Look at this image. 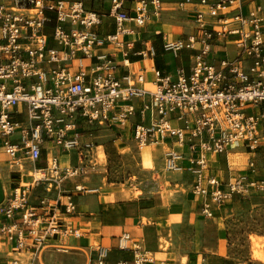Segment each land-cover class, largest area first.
<instances>
[{"label": "built area", "instance_id": "built-area-1", "mask_svg": "<svg viewBox=\"0 0 264 264\" xmlns=\"http://www.w3.org/2000/svg\"><path fill=\"white\" fill-rule=\"evenodd\" d=\"M105 2L104 13L93 9ZM263 2L0 0V148L11 159L20 156L32 163L51 148L74 152L75 166L60 168L53 155L44 169L34 170V185L50 188L89 172L96 128L121 134L130 127L138 150L168 139L186 149L170 148L164 168L193 177L191 192L202 200L199 214L204 218L213 217L212 206L224 208L238 197L264 191V183L253 179L254 162L224 183L210 173L208 160L232 149L256 153L264 144ZM168 3L187 8L194 17L193 34L163 44L173 57L194 51L189 73L179 69L172 76L152 69L149 83L140 72L119 75L115 53L127 57L125 50L133 46L120 41L135 33L127 24L143 28ZM105 16L113 20L114 32L101 35L96 29ZM215 48L224 52L222 58H210ZM148 53L154 55L152 49ZM173 120L182 126L172 125ZM31 189L18 184L0 203V240L11 244V253L29 255L25 260L0 256V264H36L40 245L82 236L70 221L76 212L72 192L64 202L57 195L33 206ZM94 191L74 187L77 193ZM112 251L122 254L115 262L110 261ZM86 264L165 263L124 232L111 245L96 246Z\"/></svg>", "mask_w": 264, "mask_h": 264}, {"label": "crops", "instance_id": "crops-1", "mask_svg": "<svg viewBox=\"0 0 264 264\" xmlns=\"http://www.w3.org/2000/svg\"><path fill=\"white\" fill-rule=\"evenodd\" d=\"M102 5L103 8H101ZM86 6L87 8L91 7V3L86 2ZM108 7V2H105L103 4L97 3L93 5V9L103 10V13ZM186 9L176 8L172 3H168L163 6L160 17L151 19L143 28H135L132 24H127V27L135 30V33L133 35L121 36L120 41L123 44L133 43V46L130 49L125 50L128 54L127 57L123 56V51L115 53V62L117 65H119L118 74L124 76L126 75V73L135 74L137 72H140L144 75V78H146L147 83H149L152 79V69L159 70L162 73L171 74L172 76H175L176 71L179 69H183L185 73H189L191 56L194 54V51H182L177 57H173L170 53H167L163 47L164 42L167 40L182 39L194 33V17ZM175 20L179 21L180 24ZM171 21L175 22L173 23V25H176L177 23L175 28L173 27V25L169 24ZM96 31L101 35L113 33V20L105 16L103 18L101 26H99ZM147 32L150 33L148 38H143V35ZM126 38L129 39L124 41V39ZM150 49H152L154 52L153 56H150L148 53ZM226 51L228 55H233L232 47L227 48ZM104 52H112V50L107 49ZM214 52L215 54L213 55L215 56H211L210 54V58L217 57L218 59H220L224 56V52L219 48H215ZM145 87L148 88L149 86L145 85ZM176 116L177 114H174L173 119ZM172 125L176 127L182 126L181 122L177 120H173ZM261 128L264 130V123L262 124ZM111 131H113L114 139L116 141H119L120 144L126 146L128 142H133L130 127L123 131L121 134L114 130ZM262 139L264 141V138ZM94 140L95 136L93 138V143H96ZM85 141L87 140L85 139ZM158 146H167L169 149L173 147L174 150L178 152L186 151L185 148H178L175 144H173V140L169 139L162 144H159ZM134 147H136L135 144ZM122 149L125 150L126 148L123 147ZM239 150H242V154L249 156L248 161H252L255 163V154L258 156L264 155V144L258 151H256V153H251L242 148H239ZM229 154L230 152L228 151L219 156L208 157L209 166L211 168L210 173L219 177V179L224 183H227L232 178L239 175V173L236 174V172H238L239 170L236 171L230 165ZM53 155L58 157L60 168L69 167L71 165L75 166L77 164V159L74 152H71L69 155L51 148L46 152H42L41 158L38 162L32 163L28 159L22 158L20 156L18 159H11L0 148V203L4 202L8 197H10L13 188H15L18 184H23L24 182H28L29 180H31L34 175V170L44 169L46 167V160ZM182 165L185 166L186 162H184ZM28 172H31L32 175L27 174ZM180 172L184 173L186 177L182 186L188 188L187 193L184 197L185 202L193 207V212L191 213L192 215H188V218L190 220H194L195 215L201 220H217V214H219L220 219L226 220L230 217V213H236V215H239V217L241 218L242 215H248L249 211L252 212L251 206H247L244 209L242 206L247 205V202L250 199H253V197L255 198V194L250 195L249 199L247 200L242 199L241 201L240 199L236 200V198L230 205L224 208L219 209L215 206H212L211 210L213 212V217H202L199 214L202 200L195 198L191 192L193 177L185 171ZM253 179H255V174L253 176ZM80 183H83V180L68 182L64 181L62 183L63 186L62 184H58L57 186L53 184L55 190L52 191V193H50L52 187L48 188L46 183L32 186L29 201L33 206H36L38 202L43 198L54 199L57 195H59L61 201L64 202L68 193L72 192V200L76 206V212L75 214L70 216V221L72 225L76 229H79L82 233V236L79 239L68 238L63 244L56 241H51L48 243V245L56 243L60 246L75 248L74 250L79 251V253L69 254L72 252L71 251L68 254H63L60 252H56L53 249H47L41 256V262L43 264H62L63 257H80L79 264H86L93 256L96 246L105 245L103 243L104 240H108L109 242V244L105 246L111 245L113 243V240L124 232H128L133 239L140 242L142 247L147 252L151 253L143 244V242L147 240V236L145 235H148V233L154 231L157 240L161 230L159 225H164L167 221L173 220V218L175 217L179 218L180 216L173 215L171 213H165L162 210L158 214H151V210L156 204L155 202H153V198L136 196L133 189H131V185L126 186L125 183L120 185L117 183L107 184V191H100V194H109L108 196L100 195L98 189H93L95 191L92 193L74 192V187ZM93 184L95 185L96 183ZM84 187L88 188V186L86 185ZM93 187L95 188L100 186ZM56 190H58L57 193L55 192ZM149 193L150 192H148V194ZM35 194H38L41 199L35 197ZM177 209L178 208H176V212H178ZM143 219H146L147 221L145 223H142ZM139 231H141L143 241L134 236L137 235ZM221 245H223L222 241ZM11 248V244L4 243L0 240V256H8L9 253H11ZM83 250L87 251L82 252ZM215 252L218 256L220 255L219 246L218 249L215 250ZM151 254L154 255L153 257H155L154 259L157 262H159L158 259L166 257L165 254L160 252L159 250L153 251ZM121 256L122 254L116 251H112L110 254V261L115 262ZM219 258L222 260L221 256H219ZM213 259L214 258H212V260ZM220 264L236 263L222 260Z\"/></svg>", "mask_w": 264, "mask_h": 264}, {"label": "rangeland", "instance_id": "rangeland-1", "mask_svg": "<svg viewBox=\"0 0 264 264\" xmlns=\"http://www.w3.org/2000/svg\"><path fill=\"white\" fill-rule=\"evenodd\" d=\"M173 23L175 22L171 21L169 24L173 25ZM176 25H173V27L175 28ZM149 34V32L145 33L143 38L147 39ZM128 39L126 38L124 41ZM94 136L96 143H94L95 146L91 153L89 172L85 176L69 178L66 182L83 180L84 184L77 185L81 187L86 185L89 188L91 187L90 189H98L99 194L100 191H107L106 186L109 183L119 185L125 183L126 186L131 185V189H133L136 196L153 198V202L156 204L151 210V214H158L162 210L165 213L180 215L179 218L175 217L164 225H159L161 230L157 240L154 231L145 235L147 240L143 244L148 251L152 253L159 250L165 254L166 257L158 259L159 262L165 264H220L222 260H226L236 264H264V246L256 250L251 240V238L254 240L261 239L264 244V191L256 192L255 198L253 197L247 202V205L242 206L243 209L251 206L252 212L249 211L248 215H242L241 218L236 213H230V217L226 220L220 219L219 214H217V220H201L196 215L194 220H190L188 215L193 212V207L185 202L184 197L188 188L182 186L186 177L182 172H168L164 168L162 159L166 153L165 151L169 150L167 146L157 145L138 150L134 147L133 142H128L126 146L120 144L119 141L114 139L113 131L104 128H96ZM123 147L126 149L123 150ZM152 149H155L156 154L161 157L153 160L154 167L149 170L143 166V161L145 157L149 158V155H152ZM241 151L239 149L229 150L230 165L236 171L239 170L236 174L247 168L249 156L242 154ZM100 153L102 156H100ZM65 154L70 155V153ZM235 158L236 161H233ZM255 167V181L264 183V155L258 156L255 154ZM33 179L32 177L31 180L23 184L34 186ZM93 186L100 187L94 188ZM54 190L53 185L50 193ZM58 190L55 192L57 193ZM148 192L150 193L148 194ZM35 197L41 199L38 194H35ZM249 197H238L236 200H247ZM176 208H178V212H176ZM146 221V219H143L142 223ZM134 236L143 241L141 231ZM221 241L223 245H221ZM103 243L105 245L109 244L108 240H104ZM218 246L219 256L222 257V260L215 252ZM221 250H224L223 254H221ZM86 251L83 250L82 252ZM255 252L258 253L259 259L254 258ZM77 253L79 251L73 249L69 254ZM28 255L20 258L27 259ZM9 257L19 258L13 255ZM212 258L214 259L212 260ZM79 261L80 257H63L62 264H79Z\"/></svg>", "mask_w": 264, "mask_h": 264}, {"label": "bare ground", "instance_id": "bare-ground-1", "mask_svg": "<svg viewBox=\"0 0 264 264\" xmlns=\"http://www.w3.org/2000/svg\"><path fill=\"white\" fill-rule=\"evenodd\" d=\"M133 66H136V65H133ZM162 144V143H161ZM166 145V144H165ZM152 147V146H151ZM148 149V148H147ZM167 149V148H166ZM159 150V149H158ZM165 151V150H164ZM162 152V151H161ZM165 152H167V151H165ZM157 153V151L155 150V149H152V152H151V154L152 155H154L153 157H152V155H149V158L148 157H145V159H144V167L145 168H148L149 170L150 169H153V167H154V161L153 160H155V159H157V158H159V157H161V156H159V155H157L156 154ZM159 153H160V151H159ZM164 154V153H163ZM100 156H102L101 155V153H100ZM233 161H236V158L235 159H233ZM157 162V161H156ZM233 163H235V162H233ZM19 164V163H18ZM161 164H162V162H161ZM156 165V164H155ZM233 165V164H232ZM158 166H159V164H158ZM13 168V167H12ZM155 169V168H154ZM20 170H21V167H20ZM147 170V169H146ZM166 173V172H165ZM21 174V173H20ZM27 174H31V172H29V173H27ZM175 175V174H174ZM163 176V175H162ZM167 179V178H166ZM165 181V180H164ZM169 185V184H168ZM89 188V187H88ZM91 188V187H90ZM89 188V189H90ZM125 193V192H124ZM105 196H108V195H106V194H104ZM171 200V199H170ZM167 201V200H166ZM172 201V200H171ZM170 205V204H169ZM135 230V229H134ZM251 240H252V244H254V248L256 249V250H258V249H260V248H262L263 246H264V244H263V241L261 240V239H257V240H254V239H252L251 238ZM39 253L36 255V258H35V262H36V264H43V263H41V256L43 255V253L42 252H44L45 250H47V249H53L54 251H56V252H60V253H63V254H68L69 252H71L73 249H75V248H70V247H65V246H60V245H58V244H52V245H48V244H42V245H40L39 246ZM224 253V250H221V254H223ZM10 255H13V256H18V257H23L24 258V256L25 255H27V254H24L23 252H20V253H9V255L8 256H10ZM255 259H259V255H258V253L257 252H255ZM260 258H261V255H260ZM22 260H25V259H22ZM59 264V263H58Z\"/></svg>", "mask_w": 264, "mask_h": 264}]
</instances>
